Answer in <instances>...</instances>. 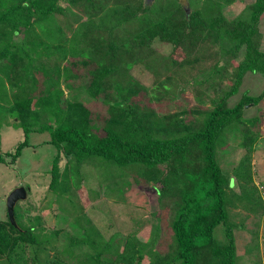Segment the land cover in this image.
<instances>
[{
    "label": "trees",
    "instance_id": "1",
    "mask_svg": "<svg viewBox=\"0 0 264 264\" xmlns=\"http://www.w3.org/2000/svg\"><path fill=\"white\" fill-rule=\"evenodd\" d=\"M233 1L0 0V114L12 112L24 130L14 150L5 149L4 155L14 162L22 148L32 144L29 131L48 130L50 142L72 159L62 174L66 177L72 172V182L80 179L79 166L86 160H99L107 176L112 175V166L121 171L136 167V179L150 181L159 200L168 194L175 197L170 223L173 250L166 257L160 256L161 264H235L228 193L253 201L250 195L256 188L249 185V159L259 132L249 125L258 117L245 116L244 109L264 97V86L255 95L242 92L232 105L229 99L238 91L246 72L264 76L259 28L264 0L249 2L241 13L228 18L223 9ZM66 28L71 30L69 35ZM155 34L180 47L184 57L178 60L156 54L151 46ZM215 44L218 50L211 51ZM224 54H242L231 86L220 97H208L205 108L190 109V117L184 111L160 113L133 100V96L146 93L153 100L176 97L187 84L195 86L202 81L195 74L186 77L194 68L192 63L201 62L198 73L212 76L225 68V62L218 60ZM210 55L216 58L205 66ZM69 56L94 64L88 69L86 85H80L91 97L103 96L107 114L101 125L81 99L59 101V96H50L53 86L56 88L60 81L69 85V78L74 76L73 62L63 63ZM143 63L159 75L168 67L183 66L180 74L184 85L165 73L148 89L129 72L134 64ZM35 72L47 82L43 90H38ZM36 94L41 99L33 110ZM42 115L48 120H42ZM234 135L246 151L232 174L220 165V149ZM4 155L0 152V162ZM57 167L55 158L53 182L60 176ZM17 212L14 205V222L8 212L6 220L0 219V254L16 251L18 242L24 240L36 243L30 249L35 254L40 240L32 228L20 225ZM219 225L225 234L222 240L215 235ZM86 243L94 245L91 240ZM40 247L46 250L52 245ZM105 250L108 247L101 244L79 260L82 264H139L142 258L141 253L126 255L120 251L103 255ZM45 253L31 259L39 264H61L54 259L50 262Z\"/></svg>",
    "mask_w": 264,
    "mask_h": 264
},
{
    "label": "rangeland",
    "instance_id": "2",
    "mask_svg": "<svg viewBox=\"0 0 264 264\" xmlns=\"http://www.w3.org/2000/svg\"><path fill=\"white\" fill-rule=\"evenodd\" d=\"M251 1L254 0H234L224 6V14L228 18H233ZM73 8L78 10L77 7ZM259 28L260 48L264 50V11L260 15ZM66 31L68 35L71 33L68 28ZM151 46L160 56L172 55L178 60L184 57L180 47H174L170 42L161 40L157 34L153 36ZM217 47L215 44L216 49L211 47V51L218 50ZM215 58V55L206 57L204 65L211 64ZM241 59L242 54L220 55L219 63L225 62V68L220 73L210 75L211 77L198 73L201 62L195 61L192 63L194 68L191 71L188 70L189 75L186 77L195 74V78L202 80L201 83L195 86L192 83L187 84L174 98L167 96L160 100H153L149 93H146L133 96V100L151 105L160 113L184 111L185 116L190 117V109L197 106L205 108L209 104L208 97H220L231 86ZM50 60H53V57ZM69 61L73 62L70 65H72L71 71L74 76L69 78V85H66L65 81H60L56 88L53 86L50 96L52 98L59 96V101L73 97L81 99L90 108L96 123L101 125L107 114L103 96L91 97L80 85L82 82L86 85L89 80L87 79L88 69L94 64H84L80 57L72 56L63 63L67 64ZM186 66H189V63ZM182 67L176 64L159 75L143 63L134 64L129 72L148 89L165 73L173 76L180 86H183L180 74ZM35 74L39 81L38 90H43L47 82L43 83L42 77L37 72ZM263 86L262 74L246 72L239 83L238 91L230 97L229 104L237 102L242 92L247 91L248 94L255 95ZM6 93L12 100V92ZM39 97L38 94L34 96L36 105L32 106L33 110L38 108L37 104L41 99ZM244 115L258 117L257 122L252 126L249 125L252 131L259 132L249 159L251 174L249 185L256 189L250 195V197L254 196L252 202L237 193H228V205H231L229 215L234 223L233 233L237 255L235 264H264V97L256 104L251 103L245 106ZM13 116L14 114L9 111H3L0 114V152L3 155L5 149H13L19 139L24 137L23 127ZM42 120L48 119L42 115ZM233 137V140L228 139L220 149L223 153L220 165L229 173L233 172V168L238 165L246 151L237 142L238 137L235 135ZM28 140L32 144L25 145L14 162L10 161L8 155H4L5 160L0 162V219L3 221L7 218L6 199L9 192L17 186H24L27 189V195L25 198L18 199L15 204L18 220L22 227L32 228V233L37 240H40V245L34 254L30 249L36 243L19 241L15 247L16 251L0 254V264H21L22 260L25 264H39L31 258L37 255L42 256L45 252V257L50 262L54 259L61 264H82L79 259L94 253V249L101 244L108 247L103 255H112L116 251L126 255L141 253L142 258L139 264H161L160 256L166 257L172 252L173 239L170 223L175 198L172 194L165 195L159 200L154 185L150 181L145 182L140 177L136 179V167L121 171L112 166L113 173L107 176L105 167L97 159L82 162L79 166L80 179L72 182L70 176L72 172H69L66 177L62 176L64 170H68L72 159L70 160V157L50 142L48 130H31L28 133ZM55 158L58 160L57 170L60 173L57 182H53L52 178ZM233 186L238 188L236 184ZM244 189H241L242 193ZM239 190L240 188L237 191ZM222 226L219 225L215 230V235L220 240L225 238ZM77 238L85 242L82 241L80 244ZM89 240L94 243L93 246L86 243ZM41 245L45 247L52 245V247L44 250L40 247ZM22 247H24L23 251ZM118 264H126V262H118Z\"/></svg>",
    "mask_w": 264,
    "mask_h": 264
},
{
    "label": "water",
    "instance_id": "3",
    "mask_svg": "<svg viewBox=\"0 0 264 264\" xmlns=\"http://www.w3.org/2000/svg\"><path fill=\"white\" fill-rule=\"evenodd\" d=\"M25 196H26V189L23 186H17L9 192L6 199V207L12 222H14V216H13L14 204L16 200L20 198H24Z\"/></svg>",
    "mask_w": 264,
    "mask_h": 264
},
{
    "label": "clouds",
    "instance_id": "4",
    "mask_svg": "<svg viewBox=\"0 0 264 264\" xmlns=\"http://www.w3.org/2000/svg\"><path fill=\"white\" fill-rule=\"evenodd\" d=\"M20 186H22V185H20ZM23 187H24V186H23ZM24 188H25V187H24ZM25 189H26V188H25ZM26 195H27V189H26ZM25 197H26V196H25ZM25 197H24V198H25ZM20 199H21V198H20ZM16 201H17V200H16ZM15 203H16V202H15ZM14 205H15V204H14ZM6 208H7V207H6Z\"/></svg>",
    "mask_w": 264,
    "mask_h": 264
}]
</instances>
